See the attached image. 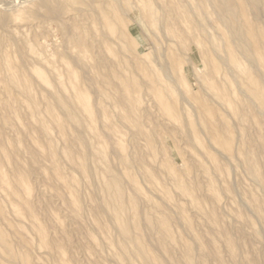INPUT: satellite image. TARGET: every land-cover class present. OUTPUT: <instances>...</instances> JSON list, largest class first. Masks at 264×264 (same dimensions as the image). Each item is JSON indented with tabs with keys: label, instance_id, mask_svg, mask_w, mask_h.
<instances>
[{
	"label": "rangeland",
	"instance_id": "rangeland-1",
	"mask_svg": "<svg viewBox=\"0 0 264 264\" xmlns=\"http://www.w3.org/2000/svg\"><path fill=\"white\" fill-rule=\"evenodd\" d=\"M258 7L0 0V264H264Z\"/></svg>",
	"mask_w": 264,
	"mask_h": 264
},
{
	"label": "bare ground",
	"instance_id": "bare-ground-1",
	"mask_svg": "<svg viewBox=\"0 0 264 264\" xmlns=\"http://www.w3.org/2000/svg\"><path fill=\"white\" fill-rule=\"evenodd\" d=\"M224 2V1H223ZM225 6H226V1H225ZM228 11H231L232 9H230V8H228L227 9ZM257 11H258V16L261 18V19H263L264 20V12H263V10L261 9V7L259 8L258 7V9H257ZM224 12H226V7H224ZM190 13V12H189ZM154 15V14H153ZM153 15H151V16H153ZM154 18V17H153ZM156 21V20H155ZM233 34L235 35V37L236 38H239L240 37V35H239V33L236 31V30H233ZM252 57V61L254 62V63H256L255 62V60H256V58L252 55L251 56ZM90 80V79H89ZM83 106V105H82ZM84 107V106H83ZM113 180V179H112ZM116 188V187H115ZM108 192V191H107ZM113 197H114V194H113ZM115 198V197H114ZM123 221V220H122Z\"/></svg>",
	"mask_w": 264,
	"mask_h": 264
}]
</instances>
